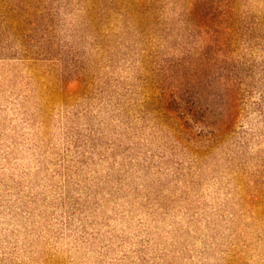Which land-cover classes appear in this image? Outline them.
I'll return each instance as SVG.
<instances>
[{
	"label": "rangeland",
	"instance_id": "obj_1",
	"mask_svg": "<svg viewBox=\"0 0 264 264\" xmlns=\"http://www.w3.org/2000/svg\"><path fill=\"white\" fill-rule=\"evenodd\" d=\"M0 264H264V0H0Z\"/></svg>",
	"mask_w": 264,
	"mask_h": 264
}]
</instances>
